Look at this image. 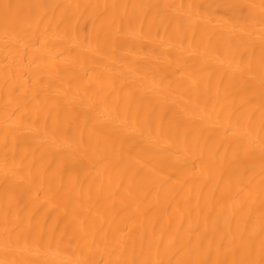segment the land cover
Returning <instances> with one entry per match:
<instances>
[{
	"label": "bare ground",
	"instance_id": "bare-ground-1",
	"mask_svg": "<svg viewBox=\"0 0 264 264\" xmlns=\"http://www.w3.org/2000/svg\"><path fill=\"white\" fill-rule=\"evenodd\" d=\"M0 264H264V0H0Z\"/></svg>",
	"mask_w": 264,
	"mask_h": 264
}]
</instances>
